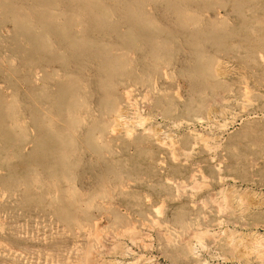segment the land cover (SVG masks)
<instances>
[{"label": "rangeland", "instance_id": "obj_1", "mask_svg": "<svg viewBox=\"0 0 264 264\" xmlns=\"http://www.w3.org/2000/svg\"><path fill=\"white\" fill-rule=\"evenodd\" d=\"M0 264H264V0H0Z\"/></svg>", "mask_w": 264, "mask_h": 264}]
</instances>
